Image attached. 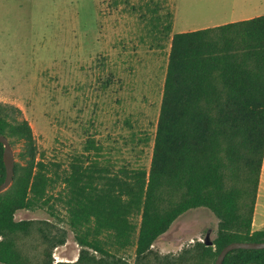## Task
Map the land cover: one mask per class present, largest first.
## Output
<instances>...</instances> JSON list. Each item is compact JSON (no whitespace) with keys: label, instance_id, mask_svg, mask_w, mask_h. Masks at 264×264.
<instances>
[{"label":"trees","instance_id":"1","mask_svg":"<svg viewBox=\"0 0 264 264\" xmlns=\"http://www.w3.org/2000/svg\"><path fill=\"white\" fill-rule=\"evenodd\" d=\"M0 134L19 148L14 180L0 193V264H53L67 231L15 215L55 216L58 205L82 248L76 261L56 264H214L231 242L264 241V227L253 226L264 165V14L173 34L149 167L116 168L89 154L68 167L47 161L22 109L5 102ZM3 154L0 142V184ZM200 207L218 218L213 244L150 259L172 223ZM132 248L134 263L123 255ZM223 264H264V249H235Z\"/></svg>","mask_w":264,"mask_h":264},{"label":"rangeland","instance_id":"2","mask_svg":"<svg viewBox=\"0 0 264 264\" xmlns=\"http://www.w3.org/2000/svg\"><path fill=\"white\" fill-rule=\"evenodd\" d=\"M261 14L264 0H0V102L22 109L47 161L68 167L89 154L116 168L149 167L173 34ZM55 211L15 217L63 227L53 264L74 262L82 247L62 206ZM218 222L208 208L188 210L150 259H172L208 232L214 240ZM253 226L264 227V165ZM123 255L134 263V248Z\"/></svg>","mask_w":264,"mask_h":264},{"label":"water","instance_id":"3","mask_svg":"<svg viewBox=\"0 0 264 264\" xmlns=\"http://www.w3.org/2000/svg\"><path fill=\"white\" fill-rule=\"evenodd\" d=\"M0 142L4 145L3 160L6 168L5 180L0 184V193L7 190L13 180L15 174V151L11 145L9 139L5 135L0 134ZM207 245H212L213 240L211 239L210 232H208L206 238L204 239ZM235 249H264V241L262 242H248V241H234L226 245L218 254L214 264H223L226 256L229 252Z\"/></svg>","mask_w":264,"mask_h":264},{"label":"crops","instance_id":"4","mask_svg":"<svg viewBox=\"0 0 264 264\" xmlns=\"http://www.w3.org/2000/svg\"><path fill=\"white\" fill-rule=\"evenodd\" d=\"M263 15V14H261ZM257 16H260V15H257ZM253 17H256V16H243L239 19H235V20H230V21H225L223 22L222 24H227V23H231V22H235V21H240V20H245V19H250V18H253ZM222 24H215L213 26H216V25H222ZM208 27H211V26H208ZM206 28V27H205ZM200 29V28H199ZM195 30V29H194ZM188 31V30H187ZM260 229V228H259Z\"/></svg>","mask_w":264,"mask_h":264}]
</instances>
